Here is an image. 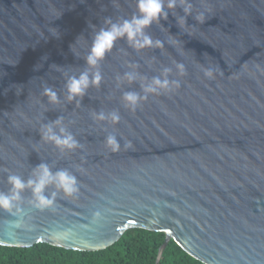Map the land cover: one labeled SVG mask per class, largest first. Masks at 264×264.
Here are the masks:
<instances>
[{"label":"water","instance_id":"water-1","mask_svg":"<svg viewBox=\"0 0 264 264\" xmlns=\"http://www.w3.org/2000/svg\"><path fill=\"white\" fill-rule=\"evenodd\" d=\"M192 3L205 23L189 17L179 28L169 13L148 30L162 48L137 52L117 41L99 66V88L77 106L65 99L68 77L86 70L105 18L130 17L135 0H0V191L8 172L28 179L40 163L69 170L80 188L45 211L26 191L19 215L0 212L1 246L94 252L138 228L165 235L158 258L172 240L203 264H264V0ZM132 65L137 79L118 81ZM165 67L180 87L126 108L123 93L143 95L141 84ZM45 87L59 104L48 103ZM101 111H117L119 123L95 121ZM61 117L80 144L63 155L40 135ZM108 135L121 144L116 154Z\"/></svg>","mask_w":264,"mask_h":264},{"label":"clouds","instance_id":"clouds-1","mask_svg":"<svg viewBox=\"0 0 264 264\" xmlns=\"http://www.w3.org/2000/svg\"><path fill=\"white\" fill-rule=\"evenodd\" d=\"M179 8L183 15L177 16L176 10ZM194 5L192 0H135V12L130 17L113 20L111 17L105 18L106 27H100L93 35L91 45L87 55L84 57L87 65L86 70L78 76L68 77L65 89L67 102H76L79 106L80 100L85 96L90 87L99 88L102 82V74L99 66L108 56L117 41L125 40L127 44L137 52L151 48H162L163 44L159 39H153L148 30L153 26H160L161 20H167L169 13L177 21V26L183 28L187 26V20L192 17L197 23L203 24L206 21L204 12H199L193 16ZM53 35L58 36V30H53ZM133 71L125 72L123 77H117L118 81H127L129 84L137 79L135 65L130 66ZM59 69V68H58ZM87 69L94 71L89 72ZM176 73L179 76L186 74L183 63L175 65ZM171 68L165 67L161 76H155L151 81L142 83V93L126 91L121 99L124 106L135 111L141 102L147 101L150 95H160L170 92L180 87V80H170ZM212 68L204 69L206 78H213ZM44 97L51 105L59 104V97L51 87H45ZM95 121L104 122L110 120L112 124H118L120 115L117 111L105 114L103 111L92 113ZM63 118L43 125L41 127V140L52 144L62 155L75 151L80 147L75 136L62 126ZM58 129V131H57ZM105 146L111 153L116 154L121 150V144L114 135H108L105 139ZM126 148H132L129 141ZM7 171V170H6ZM7 191H0V212L19 215V204L26 191L31 192L30 205L39 211L52 209L58 198L71 200L79 195L80 188L77 176L67 169L53 172L48 164L40 163L32 170L28 179L20 175L8 172L6 178ZM53 191L49 194L48 189Z\"/></svg>","mask_w":264,"mask_h":264},{"label":"trees","instance_id":"trees-1","mask_svg":"<svg viewBox=\"0 0 264 264\" xmlns=\"http://www.w3.org/2000/svg\"><path fill=\"white\" fill-rule=\"evenodd\" d=\"M165 235L144 229H129L113 245L94 252L74 251L37 243L28 248L0 245V264H203L189 256L174 241L159 250Z\"/></svg>","mask_w":264,"mask_h":264}]
</instances>
